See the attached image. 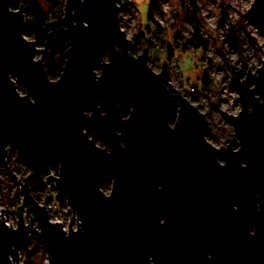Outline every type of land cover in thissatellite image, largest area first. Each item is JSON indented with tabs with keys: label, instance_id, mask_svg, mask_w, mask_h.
Returning a JSON list of instances; mask_svg holds the SVG:
<instances>
[{
	"label": "water",
	"instance_id": "95a60500",
	"mask_svg": "<svg viewBox=\"0 0 264 264\" xmlns=\"http://www.w3.org/2000/svg\"><path fill=\"white\" fill-rule=\"evenodd\" d=\"M17 1L0 0V165L7 161L10 148L6 147L11 144L66 199L72 209L70 218L75 214V219L80 216L84 221L79 234L65 239L59 226L48 225L46 206L38 208L29 175L25 184L19 180L23 201L16 209L17 219L22 221L26 212L34 210L53 264H264V211L257 209V196L264 199V105L249 91L255 83L257 91L264 92V72L256 79L251 72L243 78V72L236 71L233 87L241 93L245 111L232 123L243 150L239 154L231 149L216 152L203 140L205 121L183 100L178 101L183 109L181 123L175 131L169 128L173 105L164 87L167 76L154 77L143 61L112 54V66L104 69L100 83L95 82L92 68L110 51L109 42L127 47L118 32L114 4L119 0H88L87 4L70 0L62 24L69 28L74 48L58 85L48 83L43 66L34 65L32 56L35 49L45 55L57 42L60 24H47L44 47H37L33 40L23 41L28 25L25 7L12 9ZM255 3L251 5L253 23L264 35V0ZM73 20L79 27H73ZM85 20L89 29L83 27ZM224 22L223 18L221 25ZM230 37L238 41L234 30ZM9 74L30 89L38 101L35 107L19 98ZM21 95L27 98L28 93ZM125 97L134 101L136 109L129 122L121 120L116 107ZM97 101L108 111L107 118L100 116ZM249 105L255 106L251 115ZM85 108L95 113L94 118L83 115ZM85 128L103 133L112 147L111 156L82 137ZM116 129L123 132L122 137ZM121 143L127 148L122 149ZM221 158L227 160L226 168L217 163ZM56 162L63 164L60 182V172L55 177L48 169ZM242 162L249 167L241 168ZM105 169L116 180L112 199L98 191ZM158 185L164 190L158 191ZM4 210L9 211L8 207ZM3 211L0 222H6ZM161 219L167 221L165 226L160 225ZM251 224L258 228L255 238L248 234ZM20 229L13 233L0 224V264H11L9 255L17 258L13 246L28 247L22 222Z\"/></svg>",
	"mask_w": 264,
	"mask_h": 264
},
{
	"label": "clouds",
	"instance_id": "9594fccd",
	"mask_svg": "<svg viewBox=\"0 0 264 264\" xmlns=\"http://www.w3.org/2000/svg\"><path fill=\"white\" fill-rule=\"evenodd\" d=\"M69 3L70 0H62L63 22L67 18ZM80 3L87 4L88 0H80ZM133 3L136 4L135 7H131ZM150 6L154 21L159 22V24L167 23L169 25L167 29L168 35L164 41L156 37V33L159 31L156 22L149 21L147 25L144 23L145 11ZM114 7L117 10L118 32L123 37V44L127 47H122L116 41L109 42L107 47L110 51L102 54L99 64L92 68L95 82L100 83L104 78V69L112 66V54L126 57L133 62L143 61V66L154 77L167 76V83L164 84V87L169 92L171 104L173 105L171 119L168 121V126L172 131H175L181 123L183 109L179 106L178 101L183 100L205 121L207 134L203 136V140L208 146L216 152L224 151L227 153V150L231 149L233 154H239L243 150V142L232 121L241 117L245 111V106L241 102V93L233 89V81L238 75L236 69L243 68L244 63L249 65L247 71L252 73L251 77L256 79L261 77V73L264 72L262 70L264 65L257 68H253V66L264 59V35H261L259 28L249 23L248 27L252 30L249 31L248 28H245L244 31H238L237 39L240 44L233 49L230 44L224 42L229 39L227 35L229 27L235 26L236 22L232 20L230 24L225 23V26L221 27L220 19L224 10H227L232 17L238 16L240 9L244 5L235 2V0H146L145 3H139L138 0H119V2L114 4ZM197 9L199 10L198 15ZM11 11L12 9L9 8L10 13ZM71 14L75 17L77 12L73 11ZM251 15H253V11ZM63 25L65 30L62 36L66 37V39L62 40V43L66 47V54L63 58V65L59 68V75L55 79L53 78L48 67L49 61L37 49H35L36 54L32 56V63L36 66H43V72L51 85H58L62 82L70 63L68 54L74 48L72 39L67 35L69 28L64 23ZM171 25H175V27H171ZM73 27H79V22L73 20ZM83 27L89 29L91 25L85 20ZM140 32L145 33V42L140 43L133 38L134 33L138 36ZM197 33L205 39L218 38V41L223 46L219 49H210L204 54L196 52L192 58V64L195 67L189 70L184 67V63L180 58V50L184 49L185 46L191 50L193 45L189 44V41H195ZM21 38L25 42L28 40L26 33H23ZM147 41H150V43ZM218 52L221 54H217ZM205 73H207L206 77ZM8 80L15 86V92L20 99H27L33 107L37 105V98L30 95V89L21 83L19 77L9 74ZM205 80L208 84L206 88L202 87ZM248 80L249 78L247 80L240 79V83L244 84ZM257 87V84L251 83L249 91L255 92V99L261 105H264V92H258ZM23 90L27 91V98L21 95ZM116 107L120 111L123 122H129L136 110L134 101L127 97L117 101ZM96 109L101 117L107 118L108 111L99 101L96 102ZM254 110V105H249L247 108L249 115ZM83 115L92 119L95 113L90 108H85ZM44 123L47 125L48 121L45 120ZM81 135L89 143H92L95 149L109 156L112 155V147L105 142L102 132L95 130L89 132L85 128L82 129ZM116 135L122 137L123 132L116 129ZM120 147L126 149L127 145L121 143ZM9 148L14 149L11 144L6 147V149ZM217 163L221 168L228 166L226 159H218ZM57 167L60 172L58 177L60 182L62 180L63 164L56 162L50 165L48 169L51 171V169ZM248 167L247 163H241V168L247 169ZM105 175L110 177L109 182L102 181V177ZM100 184L99 193L105 199H112L116 190V180L107 169L104 170L101 176ZM157 190L163 191V185H158ZM67 199L70 200L69 197ZM257 200L259 201L257 209L264 211V208H262L264 199L257 196ZM44 207L43 203H39L38 208L40 210L44 209ZM0 211L3 210L0 209ZM234 211H239L238 206H234ZM21 222L27 232L30 243L27 248L17 249L13 246L12 251L18 259L9 255L8 260L11 264H25L26 251L37 241L43 242L46 247L45 264H53V257L47 249L46 239L43 238L44 229L40 220L35 219L34 210L30 214L26 212L22 221L13 217L9 218L7 222H0V224H3L7 230L16 233L21 230ZM47 223L49 226H59L65 239H70L73 234H79L84 227V221L80 216L74 220L70 218L66 222L48 216ZM159 223L161 226H165L167 221L161 219ZM30 228L34 229V231H29ZM248 234L254 238L258 236V228L255 224L249 225ZM207 258L212 260L213 256L209 254ZM149 260L153 261V258L149 257Z\"/></svg>",
	"mask_w": 264,
	"mask_h": 264
},
{
	"label": "rangeland",
	"instance_id": "374dc122",
	"mask_svg": "<svg viewBox=\"0 0 264 264\" xmlns=\"http://www.w3.org/2000/svg\"><path fill=\"white\" fill-rule=\"evenodd\" d=\"M19 1V0H18ZM50 0H38V2L42 5V7L44 8L45 11H50L52 5L49 2ZM139 3H145L146 0H138ZM235 2L237 3H241L244 5V7H242L240 9V14L236 17H232L229 15L227 10H224L221 19H220V26L224 27L225 23H231L232 20H235L236 24L235 26H231L229 27V31L227 33L229 39L226 40L224 43L230 44L231 48L235 49L237 48V46L240 44V41L238 40L237 42H235L231 37H230V33L231 30H234V36L237 39V32L238 31H244L245 28H248L249 31H251L252 29L249 28V23L255 25L253 23V16L251 15V5L254 2V0H235ZM136 4L133 3L131 5V7H135ZM199 14V10L197 9V15ZM225 19L224 24L221 25V21L222 19ZM53 21H57V22H61V20L59 19H52ZM149 21H154V18L151 15V6L149 7V9H147L145 11V15H144V23L147 25ZM158 24V27L163 28V30L165 31V33L162 35V37L159 39L157 37V39L164 41L168 35L167 29L169 27V25L167 23L165 24H159V22H156ZM171 27H175V25H171ZM63 26H59V29H63ZM259 28V27H257ZM133 38L136 39L138 42L142 43L145 42V33L144 32H140L139 35L137 36L135 33L133 34ZM198 38L201 40H205L208 41V46L205 49H199L198 48ZM148 43H150V41H147ZM189 44L193 45V48L191 50H189L187 48V46H185L184 49L180 50V58L182 60V62L184 63V67L192 70L195 66L192 64V58L193 55L196 52H199L201 54L207 53L210 49H219L222 48V44L218 41V38L212 37L209 39H205L204 37L199 36V33H197L196 39L195 41H189ZM217 54H221V53H217ZM43 57L44 55L41 54ZM186 58V59H185ZM262 62L263 59L260 60L258 62V64L254 65L253 68H257V67H261L262 66ZM249 68V65L247 63H244L243 68H237L236 71L240 70V71H246L247 73L249 71H247V69ZM223 70V69H221ZM207 76V73H205V77ZM243 78H245V76H242ZM207 81L205 80V82L202 84V87H207ZM234 89V87H233ZM235 90V89H234ZM22 94H26V91L23 90ZM14 148V147H13ZM19 158L22 160L19 161ZM25 161H28L26 157H22L16 148L14 149H10L9 153H8V159L3 166L0 165V177L2 179V185L0 190L1 192V204H0V209L4 210L8 207L9 211L7 212L6 210L3 211V216L4 219L7 221L9 218H16L17 219V206H13L12 203L14 201V197L16 196V194L18 193H22L23 189L19 184V180L20 182L23 184H25L26 181V177L28 176L29 179V187L32 190V194L35 198V200H38L40 203H45L46 202V197L47 195H51L53 197H55V199L57 200V206H58V210H59V214L57 216V220H64L65 222L70 219L69 216V209L72 211V209L68 206L67 201L65 198L61 197L58 192L56 191V189L49 187L47 184V181L45 179V177H43L42 174L36 173L35 171H33L32 173L30 172L29 174L22 176V172L29 171L30 167H28L25 164ZM31 165V164H30ZM32 167V166H31ZM15 168H17V170H15ZM34 170V169H33ZM109 171V170H108ZM55 177L58 175L53 174ZM102 181L104 182H109L110 181V177H108L107 175L103 176ZM21 205V204H20ZM19 205V206H20ZM18 206V207H19ZM1 212V211H0ZM2 213V212H1ZM73 220L75 219V214H73ZM33 245L30 246L29 251L27 252V254L25 253V264H28L29 259L32 257H35V254L32 250Z\"/></svg>",
	"mask_w": 264,
	"mask_h": 264
},
{
	"label": "trees",
	"instance_id": "16d2710c",
	"mask_svg": "<svg viewBox=\"0 0 264 264\" xmlns=\"http://www.w3.org/2000/svg\"><path fill=\"white\" fill-rule=\"evenodd\" d=\"M49 2L52 5L49 12L44 10V8L38 2V0H19L12 7L13 10H18L22 6L25 7L24 15L26 17V21L28 25L25 33L28 36V39L35 41L37 44V47L39 48L44 47L47 41V38L45 36V27L47 26L49 22L53 21L52 19L56 18V19L61 20V22H58V23L64 27V25L62 24V12H63L62 0H50ZM164 33L165 31L163 30V28L159 27V31L156 33V35L160 39ZM62 34H64V29H59V32L57 34V42L54 45H52L49 48L48 52L44 55V57L49 61L48 67L54 79L56 78V76L59 75V68L62 67L63 65V58L66 53V47L62 43V40H65L66 37L62 36ZM198 40L199 41L197 45L199 49L203 50L207 48L208 41H205V40L203 41L199 38ZM242 72H243V76L247 75L246 71H242ZM172 109H173V106H172ZM169 118L171 119V112H170ZM20 160L21 159L19 158V161ZM25 164L28 167H30V170L29 171L25 170L24 172H22V176H25L29 174L30 172L32 173L34 171L29 161H25ZM3 165L4 164H2V166ZM15 170H17V168H15ZM51 171H52V174L57 175L59 169L57 167V168L51 169ZM32 190L33 189H31V191ZM1 192L2 191L0 190V198H1ZM22 198H23V191L22 193L16 194L12 205L18 207L23 201ZM0 204H1V201H0ZM32 245H33L32 250L35 254V257L34 258L31 257L29 259L28 264H45L46 254H45V249H44V243L41 241H37L36 243Z\"/></svg>",
	"mask_w": 264,
	"mask_h": 264
},
{
	"label": "built area",
	"instance_id": "2783aa9c",
	"mask_svg": "<svg viewBox=\"0 0 264 264\" xmlns=\"http://www.w3.org/2000/svg\"><path fill=\"white\" fill-rule=\"evenodd\" d=\"M44 205L46 206L47 210H49L50 216L54 219H57V216L59 214V210H58V206H57V200L55 199V197L49 195V197H47V200L44 203Z\"/></svg>",
	"mask_w": 264,
	"mask_h": 264
}]
</instances>
